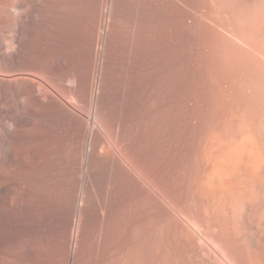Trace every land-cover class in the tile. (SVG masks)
<instances>
[{"label":"bare ground","instance_id":"obj_1","mask_svg":"<svg viewBox=\"0 0 264 264\" xmlns=\"http://www.w3.org/2000/svg\"><path fill=\"white\" fill-rule=\"evenodd\" d=\"M0 264H264V0H0Z\"/></svg>","mask_w":264,"mask_h":264}]
</instances>
